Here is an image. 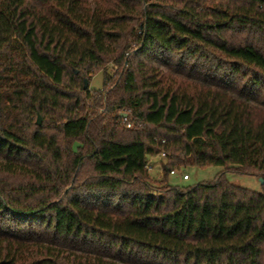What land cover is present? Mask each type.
<instances>
[{"label": "trees", "instance_id": "1", "mask_svg": "<svg viewBox=\"0 0 264 264\" xmlns=\"http://www.w3.org/2000/svg\"><path fill=\"white\" fill-rule=\"evenodd\" d=\"M227 172L264 178V0H0V264H264Z\"/></svg>", "mask_w": 264, "mask_h": 264}, {"label": "rangeland", "instance_id": "2", "mask_svg": "<svg viewBox=\"0 0 264 264\" xmlns=\"http://www.w3.org/2000/svg\"><path fill=\"white\" fill-rule=\"evenodd\" d=\"M111 67H108L110 70ZM102 82V73L99 72L95 74L90 82L89 86L91 90L100 89ZM41 122L42 118L40 117ZM37 120V117H36ZM121 125V124H120ZM152 158L149 159L151 169H149V175L151 180L159 179L162 177L161 168L153 163L159 164L163 163L166 159L160 158L157 154L152 155ZM222 167L220 166H207V167H188L183 170L176 171L175 174H168V181L172 185L177 186H185L191 185L200 181H211L215 178L217 173L221 171ZM186 173L188 175V179H183L182 175ZM225 178L232 184L247 188L251 191H255L261 194H264V178L253 175V174H238L227 172L225 174Z\"/></svg>", "mask_w": 264, "mask_h": 264}, {"label": "built area", "instance_id": "3", "mask_svg": "<svg viewBox=\"0 0 264 264\" xmlns=\"http://www.w3.org/2000/svg\"><path fill=\"white\" fill-rule=\"evenodd\" d=\"M122 113V112H121ZM119 113V115L121 114ZM121 117V124L125 125L127 128H131L133 123L131 121H129L128 117H127V113H124V116H120ZM162 142H164V140H162ZM160 158H165L166 157V153L165 151H161L157 154ZM152 158L151 156H149L147 158V161H146V166L148 169H151V165H150V162H149V159ZM158 165L161 169H162V166L163 164L159 163V164H156ZM176 170H172L170 173L171 174H175ZM183 179H187L188 178V175L187 174H183L182 175Z\"/></svg>", "mask_w": 264, "mask_h": 264}, {"label": "water", "instance_id": "4", "mask_svg": "<svg viewBox=\"0 0 264 264\" xmlns=\"http://www.w3.org/2000/svg\"><path fill=\"white\" fill-rule=\"evenodd\" d=\"M77 72V71H76ZM88 86V81L86 78L83 79V88H86ZM120 116H124V113H121ZM36 123L37 124H40L41 123V119H40V116L38 115L37 116V120H36Z\"/></svg>", "mask_w": 264, "mask_h": 264}, {"label": "crops", "instance_id": "5", "mask_svg": "<svg viewBox=\"0 0 264 264\" xmlns=\"http://www.w3.org/2000/svg\"><path fill=\"white\" fill-rule=\"evenodd\" d=\"M154 166H156V163H153ZM157 167V166H156Z\"/></svg>", "mask_w": 264, "mask_h": 264}]
</instances>
